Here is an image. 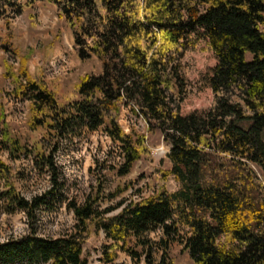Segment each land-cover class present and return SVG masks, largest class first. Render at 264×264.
Wrapping results in <instances>:
<instances>
[{"label":"trees","instance_id":"obj_1","mask_svg":"<svg viewBox=\"0 0 264 264\" xmlns=\"http://www.w3.org/2000/svg\"><path fill=\"white\" fill-rule=\"evenodd\" d=\"M49 1L70 26L78 57H96L101 70L84 75L60 101L52 81L42 70L31 74L23 56L14 90L30 102L32 136L23 141L3 122L0 151L30 159L49 174L50 185L30 198L22 195L0 156V213L23 210L31 226L22 237L0 242V264H90L83 244L93 228L107 238L96 264H124L120 251L146 264H176L170 250L177 243L194 264H264L263 215L250 210L236 185L207 174L214 153L256 165L264 175V0ZM23 6L21 0H0V17L19 14ZM201 37L217 59L207 78L213 101L206 110L183 115L189 92L183 58ZM125 107L169 145L171 167L155 170L162 180L173 174L180 189L169 191L161 183L148 196L103 208L98 188L82 202L67 200L76 218L69 232L38 234V210L64 196L55 159L63 138L103 129L119 145L120 175L151 154L144 132L121 125ZM154 231H160L156 239Z\"/></svg>","mask_w":264,"mask_h":264},{"label":"rangeland","instance_id":"obj_2","mask_svg":"<svg viewBox=\"0 0 264 264\" xmlns=\"http://www.w3.org/2000/svg\"><path fill=\"white\" fill-rule=\"evenodd\" d=\"M22 12L0 17V132L3 122L13 135L30 141L32 132L28 128V100L15 92L16 74L20 72L22 58L31 74L42 70L47 80L60 91V101L75 90L80 79L90 72H99L101 64L96 57L82 60L74 49V37L66 19L58 14L56 5L49 0H21ZM5 46V47H4ZM247 58L252 57L247 52ZM216 55L206 37L197 39L183 58V74L189 82L181 103L183 115L206 110L213 101V91L207 78L216 65ZM14 72H16L14 74ZM120 123L126 131L133 127L147 135L151 154L137 160L131 171L125 175L117 173L122 157L118 143L106 135L103 129L85 130L78 135L63 138L55 159L65 179L63 198L56 199L51 208L42 207L37 212L35 230L49 237L69 232L76 221L67 207V200L82 202L89 192L101 189V207L114 205L123 198L148 196L160 188L161 183L169 191L180 189L173 174L164 180L155 168L169 169L171 161L167 156L169 145L159 132H150L142 118L135 117L125 107L120 114ZM264 138V132H263ZM2 159L11 167V181L22 195L32 197L42 193L49 185V174L35 168L30 159H12L7 151H0ZM207 166L209 177H218L220 182L230 181L236 185L250 210L261 212L264 217V175L253 164L232 161L229 156L211 154ZM118 209L112 212H117ZM256 212V213H257ZM258 214V213H257ZM256 217V216H255ZM255 219H250L254 226ZM30 224L23 210L0 213V242L18 239L30 231ZM160 231L150 233L154 239ZM221 237L219 242L222 243ZM107 238L103 230L92 229L83 244V257L90 264L98 263V256ZM170 254L176 264H194L189 253L177 243ZM118 261L124 264H146L144 259L134 261L127 253L120 251ZM34 264H47L38 262Z\"/></svg>","mask_w":264,"mask_h":264}]
</instances>
